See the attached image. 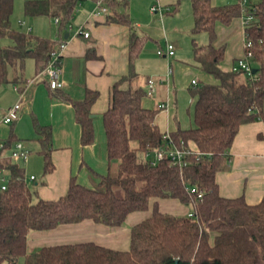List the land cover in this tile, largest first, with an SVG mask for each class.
<instances>
[{"label": "trees", "instance_id": "obj_1", "mask_svg": "<svg viewBox=\"0 0 264 264\" xmlns=\"http://www.w3.org/2000/svg\"><path fill=\"white\" fill-rule=\"evenodd\" d=\"M80 1L27 0L25 13L58 18L62 33ZM106 4L114 11L108 23L131 28L129 16L120 11L126 9L127 0H107ZM13 11L14 0H0V85L18 84L23 90L28 60H34L36 75L43 72L63 38L54 41L14 30ZM192 13L193 33H207L210 39L207 45L194 44L193 60L215 79L190 90L196 97L195 126L170 132L171 142L164 139L166 133L156 124L162 109L146 107L144 101L150 95L134 86L138 79L135 63L148 38L132 31L129 72L111 88L109 107L103 114L108 159L117 165L116 171L110 169L102 177L99 190L72 177L64 196L44 200L26 182L22 166L11 160L0 163L11 172L7 189L0 194V264H264V197L255 205L244 197L226 198L220 195L217 182L240 128L264 120V0L250 2L246 10L240 3L218 7L212 0H192ZM243 15L252 16L245 28V37L252 43L253 70H257L252 78L244 72L223 70L226 46L215 45L217 24L228 26ZM4 38L13 44L2 46ZM88 57L98 58L94 51ZM52 92L72 104L81 127V144L92 145L96 137L92 108L100 92L87 88L79 101L62 89ZM34 127L43 146L44 173L49 174L55 169L51 127L36 120ZM14 142L12 134L5 151ZM175 147L190 151L185 165L169 160L154 163L156 150ZM192 189L196 191L191 193ZM162 201L191 206L194 216L162 212ZM147 212L151 215L131 229L127 251L81 243L28 252L33 232L84 221L119 228L131 214Z\"/></svg>", "mask_w": 264, "mask_h": 264}, {"label": "crops", "instance_id": "obj_2", "mask_svg": "<svg viewBox=\"0 0 264 264\" xmlns=\"http://www.w3.org/2000/svg\"><path fill=\"white\" fill-rule=\"evenodd\" d=\"M138 1L141 2V0H127L126 9L120 10L129 16L132 22L131 28L107 22L114 13L108 4H105L108 13L93 15L98 0H81L67 29L61 33L55 22L57 29L50 36L51 40L58 41L60 36L64 40L65 35H69V47L61 58L64 84L62 91L77 101L85 97L87 88L100 92V97L92 108L96 133L92 145L81 144V127L76 122L74 107L71 103L53 95L54 92L49 88L46 77L28 84L37 76L35 63L26 64V83L23 90H20L18 84L0 85V142H6L13 134L14 144L23 143L30 153L28 160L13 162L24 168L28 184L36 182L33 191L44 200H57L64 196L72 177H76L79 183L87 188L99 190L102 177L106 176L110 169L114 172L117 169V165L110 164L108 159L103 125V114L109 107L111 88L129 72V43L132 31L139 37L156 41L162 38L160 30L155 28L149 30L143 28L139 21H133L134 8L138 6ZM190 1L192 5V0ZM180 2L181 0H162V5L167 9ZM150 3L152 2L147 0L146 10L150 11ZM244 22L245 18L242 16L228 26L218 24L217 30L225 35L226 39L219 40L218 37L215 45L220 47L226 43L225 45L228 46V41L232 43L234 40L237 43L242 40L244 44ZM81 26H84V30L90 34L89 38L76 36L75 29ZM90 51H94L98 58L88 57ZM176 57L177 52L171 58L164 57L167 61L165 74L161 72L162 70L157 71L156 59L146 54L144 48L135 63L138 79L134 86L142 87L147 91L148 81L156 82L154 92L148 100V103L153 105L151 108H160L162 103L169 104L168 109H162L160 113L166 114L167 117L165 133L175 132L181 128L177 118L178 94H183L181 89L192 88V81H197L195 78L197 74L210 76L195 64L193 58ZM231 57L226 49L223 70L228 71L236 64V59L232 57V60ZM142 59L144 63L139 67ZM197 83L199 84L198 81ZM7 97L10 99L8 102L5 100ZM21 100L24 113L19 114L12 125H5L2 122L3 116L9 108ZM34 120L42 126L51 127L52 159L55 169L49 174L44 173V158L41 154L43 146L36 139ZM157 120L156 124L160 128ZM32 149L37 151L36 155H32ZM228 155L226 168L217 175L220 195L226 198L244 197L248 204H258L264 197V120L243 125ZM2 159L11 160L9 150L2 153ZM31 177L35 179L31 180ZM162 202H160V210L163 205L167 207V210H161L162 212L174 215H186L189 212V209L176 202ZM184 212L186 213L183 214ZM145 214H131L119 228H109L92 221H84L79 224L62 225L47 232H33L28 239V252H34L45 246L81 243H95L106 248L127 251L130 248L131 229L146 219Z\"/></svg>", "mask_w": 264, "mask_h": 264}, {"label": "rangeland", "instance_id": "obj_3", "mask_svg": "<svg viewBox=\"0 0 264 264\" xmlns=\"http://www.w3.org/2000/svg\"><path fill=\"white\" fill-rule=\"evenodd\" d=\"M26 1L27 0H14V11L11 16L12 28L19 32L31 34L33 36H37L40 38L50 39L52 32H54L55 29H57L55 20L53 19L54 21H52L50 17L34 18L27 16L25 13ZM212 1L213 4L218 7L239 3L237 0H212ZM146 2L147 0H141V2L138 1V6L134 8L135 18L133 17V21L134 20L139 21L143 28L145 27L149 30L155 28L156 30H160L159 33H161L160 35L162 36V38L160 37V40L158 41H156L155 39L152 40L148 38V41L145 43L146 45L144 46L145 53L150 54L156 59V66L158 68L157 71L162 70L161 72L163 74H165V72L167 73V69H166L167 67H165V62L167 61L163 56L159 55V52H163V53L166 52V45H167L166 42L175 47V52H177L176 58H180V56L185 58L186 57L193 58V49L195 43L199 46L207 45L209 43L210 39L207 33H199V34L193 33L194 17L192 13V5L190 0H181L177 8L175 6H169L167 9H164L165 11L162 17L160 15H154L151 13V11L146 10L145 9ZM149 2H152L149 4L150 7V5L151 6L153 5V1L149 0ZM249 2L256 3L257 0H249ZM247 17L248 15H243V18L246 19ZM20 22H24L26 25H21ZM78 30L79 28L75 29L74 31L75 34L78 33ZM216 32H217V38L219 37V40L226 39V36L223 35L219 30H217V27H216ZM12 44L13 41L10 38H4L1 40V45L4 47ZM226 49L232 55V57L236 59V64L238 65V59L244 56V44L242 40L240 43H237L236 40H234L232 43L231 41H228V46H226ZM231 59L229 58V60ZM29 63H34V62L33 60H28L27 64L30 65ZM142 63H144V59H142L139 62V67L141 66ZM202 75L204 74H197L195 76L199 84H211L215 82V79L212 76L204 75L203 77ZM142 78H146V77L142 76ZM189 88H185L184 90L181 89L183 94L181 93L178 94L177 118L181 123L182 129H190L195 126L194 110H195L196 97H194L190 91L192 88L190 90ZM5 100L6 102L10 101L8 97ZM148 100L149 97L144 101V105L149 108L153 107V105H150V103H148ZM24 111L25 110L20 111L19 114L24 113ZM157 119H158L157 121H159L158 123L160 125L161 131L165 132L167 129L166 114L164 113L160 114V116ZM29 147L31 148L30 145ZM31 152L32 155L37 154V151H35L34 149H32ZM9 181L10 179L7 178V181H5L4 184L9 183ZM35 185L36 182L34 183L29 182V186L31 187V189H33ZM1 192L2 191L0 189V194ZM162 203H167V201H164ZM186 208L191 210V206H186ZM161 210L162 211L167 210V207L163 205L161 206ZM185 213L186 212H184L183 214ZM150 215L151 212H147L144 218H147Z\"/></svg>", "mask_w": 264, "mask_h": 264}, {"label": "built area", "instance_id": "obj_4", "mask_svg": "<svg viewBox=\"0 0 264 264\" xmlns=\"http://www.w3.org/2000/svg\"><path fill=\"white\" fill-rule=\"evenodd\" d=\"M107 0H98L96 9L93 13V15H98L100 13H108V8L105 6ZM153 5L151 6V13L154 15H160L161 17L164 15V6L162 5V0H152ZM241 7L246 10L249 5V0H237ZM246 12V11H245ZM252 20V16L248 15V17L245 19V28L248 26L249 22ZM56 24L59 23V19H55ZM21 25H24V22L21 23ZM70 28H72L70 26ZM76 36H84L85 38H89L90 34L84 30V26L79 27L78 33H76ZM166 52H159L160 56L164 57H173L175 55V47L170 45L169 43H166ZM252 46V43L246 39L245 37V31H244V56L238 60V65L235 64L232 67V70L234 72H244V74L250 78L253 77V53L250 51V48ZM69 47V41L63 40L59 43L56 50L52 53L51 60L47 66V68L39 73L32 81H29L28 84H31L39 79L47 78V84L49 88L52 91H55L57 89H62L64 84L62 82V73L63 68L61 66V58L66 52V50ZM156 82L154 80L148 81V89L147 92L149 95L153 94L154 87ZM193 86H197V81H192ZM22 99V98H21ZM169 107L168 103H162L160 105L161 109L167 110ZM23 108V102L22 100L15 104L13 107L9 108L3 117L2 122L6 125H11L14 121H16L19 117V113ZM164 139L171 142V136L169 133H166L164 135ZM10 151V159L11 161H24L26 162L29 158V151L26 150L22 142H16L13 144V146L8 149ZM5 152V142H0V163L3 165L4 159H2V153ZM7 151V150H6ZM190 151L180 149L178 147H175L174 149H160L155 151L154 156V163H158L163 160H169L171 164L173 165H179L182 167L185 165V157L188 155ZM7 178H11V172L9 169H7L5 166L0 165V189L1 191H5L7 189V184H4L5 181H7ZM35 177H31V180H34ZM189 190V189H188ZM190 191V190H189ZM196 190L192 189L191 193H194ZM201 197V194L199 195ZM188 217H193L194 212L193 209L189 210L187 213Z\"/></svg>", "mask_w": 264, "mask_h": 264}, {"label": "water", "instance_id": "obj_5", "mask_svg": "<svg viewBox=\"0 0 264 264\" xmlns=\"http://www.w3.org/2000/svg\"><path fill=\"white\" fill-rule=\"evenodd\" d=\"M68 39H69V35L67 34V35H65L64 40H68ZM256 73H257V70L254 69L253 74H256Z\"/></svg>", "mask_w": 264, "mask_h": 264}]
</instances>
